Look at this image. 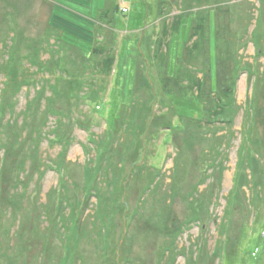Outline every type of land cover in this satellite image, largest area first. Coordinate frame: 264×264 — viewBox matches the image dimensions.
<instances>
[{
  "label": "rangeland",
  "instance_id": "1",
  "mask_svg": "<svg viewBox=\"0 0 264 264\" xmlns=\"http://www.w3.org/2000/svg\"><path fill=\"white\" fill-rule=\"evenodd\" d=\"M105 1L94 0L93 10L102 8ZM60 4L59 0L55 3L54 0H0V55H4V59L36 53L46 37L52 39V44L56 39L60 42L59 59L54 57L45 65L39 63L42 71L38 74V77L44 75L42 79L58 78L60 94L49 103L43 99L29 105L27 101L33 98L36 88L23 87L17 94L16 119L21 123L24 118L21 113L25 111L24 125L8 126V118L13 116L8 114V107L15 101V86L6 87L5 77H0V119L6 118L0 130L9 137L6 145L9 156L3 162L4 152L0 151V264L61 262L65 249L59 243V194L61 190L65 194V188L73 203H80L85 215L93 213L97 197L93 195L88 204L85 193L86 166L96 154L91 138H105L110 145L116 138L113 139L107 127L113 126L119 111L135 103L137 94L140 100L150 101L149 109H144L145 113L152 110L153 114L148 118V126L149 121L158 116L135 144L124 143L122 138L115 141L114 163L123 164L124 168L122 195L111 207H114L113 221L111 232H107L112 234L111 239L108 244L105 238L102 241L82 240L74 255L77 256L75 264H159L161 259L165 264L169 260L166 236L173 224L189 216L197 218L198 222H194L176 243L180 249L182 246L188 248V257L195 261L190 260L191 264H264V0H147V5H142L144 13L142 7L138 12L132 11L137 20L140 19L136 24L140 26L138 29L145 30L138 33L133 23L130 28L123 24L106 30L103 24L100 26L98 12L82 17L65 11ZM175 18L178 27L168 38V64L160 68L156 59L154 61V52L164 38L165 28L176 21ZM91 19L97 20L99 27L96 28ZM201 22L204 33L199 42L192 36ZM194 44L199 45L195 51ZM95 46L117 54L112 73L104 74L93 65L85 66V61L93 59L88 49L93 51ZM48 48L43 47L46 51ZM51 53L43 52L38 61H47ZM187 61H191V68L199 72V76L204 74L206 78L202 103L209 98L219 73L223 85L233 87L236 100L242 106L235 123L218 134L229 131L232 135L225 154L215 161L204 153L224 124L212 126L204 122L199 126L196 121L194 124L181 121L179 115L201 114L200 101L191 96L193 91L187 92L190 96L181 95L185 87L192 88V81L178 75L180 84L175 86L171 82V86L166 87L161 80L166 75L175 76L189 69ZM139 69L150 77L151 89L137 87ZM171 89L180 95H168ZM213 98L209 99L210 104ZM29 107L34 109L31 111ZM52 109L57 113H52ZM120 116L121 113L118 119ZM121 127L118 120L115 130L120 131ZM112 133L118 135L115 131ZM56 134L68 142L64 139V145L54 143L52 139ZM180 145L182 150L177 155ZM243 145L248 147L246 160L254 164L255 181L260 188L253 192L245 187L247 201L244 206L235 208L237 204L234 203L233 212H226ZM105 153V158H109L111 150ZM182 157L190 160L185 168V183L174 193L167 216L160 205L161 195L144 191L153 181L147 179V175L156 176L154 184L157 180L163 181V192L167 191L170 196L169 177L175 162ZM25 163L31 171L35 167L40 169L33 172L36 178L25 176L30 200L28 209L20 218L21 225L19 220L5 222L7 195L17 184L18 174L23 175ZM154 165L162 168V173L154 170ZM48 200V208L43 207ZM226 217V233L222 235L218 226ZM203 223L204 230L201 229ZM17 229L24 233L19 240L24 239V247L15 248L10 254L13 252L10 251L11 236ZM4 239L10 247L2 246ZM218 245L222 249L213 256ZM177 254L174 264H188L187 254L183 251ZM51 257L57 263H52Z\"/></svg>",
  "mask_w": 264,
  "mask_h": 264
},
{
  "label": "trees",
  "instance_id": "2",
  "mask_svg": "<svg viewBox=\"0 0 264 264\" xmlns=\"http://www.w3.org/2000/svg\"><path fill=\"white\" fill-rule=\"evenodd\" d=\"M176 21L171 23L169 27L164 30V40L158 42L157 44V49L156 52H154L156 58H154V61L156 59V64L160 68H166L168 62H167V53H168V38L169 35L172 34V31L175 30L178 27V20L175 18ZM204 26L203 22L199 24V29L194 32L193 38L196 37L199 42L203 38V33H204ZM190 37V38H192ZM52 39H49L46 37L45 40H42L40 42V46L37 50L36 53L34 54H27L19 57L18 59L14 58L13 56H10L9 59H4V55H0V77L2 78L3 76L5 77V85L6 87L10 86H15L14 88V94L16 95L15 101L11 103V105L8 107V114H12L13 116L11 118H8V126H12L13 124L21 126L25 124V118H26V112L24 111L21 113L23 115V120L21 123L18 121L19 119H16V116L18 115V112H16V107L18 105V93L23 87H28L30 88L31 86H35L36 90L33 95V98L28 100V104L31 105L32 103H35L38 101L41 102L43 99H45L48 103L49 101L51 102L54 97H57L60 94V87H59V79L56 78L54 79L53 77H48L46 79H42L44 77H38V74L41 73L42 67L39 66L40 64H48L50 62V59L56 58L59 59V40L56 39L55 43L52 44L50 41ZM196 40V41H197ZM46 41V42H45ZM50 42V43H49ZM58 42V45H55ZM198 43V42H197ZM45 48L49 47L48 50H44L43 47ZM198 44L196 47V44L193 45V50L198 48ZM191 48V49H192ZM9 50V48H7ZM11 53L13 50V47L10 49ZM2 51V49H1ZM52 51L51 57L45 61L41 62L38 61V59L41 57V54L43 52H48ZM93 59L92 61H85V66L90 67L91 65L94 66L96 70L102 71L104 74L107 73H112L114 70V67L117 63V54L111 50V49H106V48H101V47H96L93 51ZM40 63V64H39ZM185 64L188 65V68L185 71L183 70L180 73L176 74L175 76H169L166 75L164 76L161 80L164 83V86H171V82H174L173 84L179 85L180 79L176 76L181 75L184 80L186 78L190 79L192 81H189V83L192 84V88H186L184 89L183 93L181 95L187 96L186 94L191 95L189 92L190 90L193 91L192 95L193 98L196 100H201V97L204 95V87L206 83V78L204 74L202 76H199V72H195L191 68V61L185 62ZM42 65V66H43ZM33 67H37L33 68ZM33 70H32V69ZM50 71V70H49ZM48 73V71H46ZM52 72V71H51ZM139 75L137 77V87L139 89L141 88H152L151 80L150 77L147 75H144L142 73L141 69L138 71ZM0 78V79H1ZM223 79L221 78V74L217 73L216 74V80L215 84L213 87H211V94H209V98H207L203 103L199 102L201 105V114L199 116H183L179 115V118L181 121H187L189 122L188 124H194L193 121H196V125H201L204 122H208V125H223L224 127L220 128L219 130L216 131V134L218 135L222 130H226V128L231 127L236 120L237 115L240 113L242 110V106H240L236 100L235 93L233 91V87H225L223 85ZM185 86V84H182ZM38 86V88L36 87ZM48 87H50V94L48 93ZM197 89V91H195ZM186 90V91H185ZM17 91V92H16ZM209 92V91H208ZM137 94V93H136ZM180 95L178 92H174L172 89L170 90L168 95ZM207 94V93H206ZM211 96H214L213 98V104H210L209 99ZM192 98V99H193ZM149 100L146 99H139L138 94L137 98L135 100V103L132 104L129 108H125L122 111H119L117 116L115 117L114 124L112 127H107L109 130V134L114 138H116L111 144H107V139L101 138L96 140V138L92 137L91 142L96 146V154L94 157H92L89 162L87 163L88 165V181L87 185L85 186V193L87 196L86 203L89 204L91 201V197L96 196L97 203L93 207V213H89L85 215V210L81 209L80 203H73V201L69 198L68 192L66 191L65 188L63 190L66 192L63 194L62 190L61 193L59 194L60 196V202H59V207H60V214H62V218H60V214L58 216L59 224L58 225V231L60 241L59 243L61 244V247L65 249V256L62 257L61 262L58 264H75L77 256H74L77 252L78 249L82 243V240H89V239H100L102 241L103 238H105V244H108L111 237L107 232H111V222L113 219L111 218V215L114 213V207L111 208L114 204H116L122 195V187H121V179H122V172H123V164L119 163H114L115 159V151H116V140L117 138H122V142L129 141L132 144H135L136 141L139 140V138L147 131L149 130V127H151V121L153 122L155 118L158 116L156 115L155 118H152L149 122L148 126V118L153 115L151 114L152 110L148 111V113L144 112L145 108L149 109ZM49 105V104H48ZM51 105V104H50ZM28 106V105H27ZM29 110L30 107L28 108ZM52 113H57V111L53 110L51 111ZM59 112V111H58ZM29 113V112H28ZM61 111L59 112L60 117L62 114H60ZM121 113V119L119 118V114ZM20 115V116H21ZM22 117V116H21ZM66 117L65 115L63 118ZM119 120L121 122V130L117 131L116 129V123ZM6 124V118H1L0 119V129L1 127ZM187 124V125H188ZM186 127V125H185ZM177 127L171 126V129L177 130ZM116 132L115 135L112 132ZM231 131V130H230ZM212 134V132H211ZM232 135L229 131H226L222 133L221 135L216 136V138H213L214 143L209 147V149L204 153L208 157H211L212 161L218 160L221 158L222 154H225L224 151L227 149L228 146V141H229V136ZM169 137V136H168ZM171 138V136H170ZM65 139V138H64ZM61 135L56 134L54 139L52 141L54 143H59L63 144L66 141L68 142V139L64 140ZM218 139V140H217ZM133 140V141H132ZM9 141V137L7 138V135L0 130V151L4 152L2 162L4 161V158L6 156H9L8 150H7V143ZM65 144V143H64ZM63 144V145H64ZM109 145V146H108ZM218 147V148H217ZM67 148V147H66ZM140 148V147H139ZM179 150L177 151V155H179V152L182 150L181 145L178 147ZM108 150H111L110 155L108 156L109 158H105L107 155L105 152ZM248 150V147L246 145H243L242 148L240 149V158L239 162L237 164V173L236 177L234 180V186L233 189L231 190L228 199H227V206H226V212H233V210L236 207L244 206V204L247 201V195L245 191V187H249L253 190V192H257V189L260 188L259 184H256L255 181V168L254 164L251 163V160L247 163V158L245 155V151ZM249 151V150H248ZM223 157V156H222ZM20 160V159H19ZM62 160V159H61ZM189 157H182L181 161H177L174 164V169L171 171L170 175V180H171V185H170V191L169 193L171 194L170 196L167 195V191L163 192L164 188V182H156V176L153 175H147V179L151 178L153 179L152 182H149V186H145V193H156L157 195H161L160 197V205L162 206L163 213L165 212L168 216L171 212V206L169 205L172 203L173 198H174V193L178 191L179 186L185 183L186 179V167L187 164L189 163ZM217 162V161H216ZM221 162V161H220ZM218 162V164L220 163ZM135 164L142 165L141 163L135 162ZM25 170L23 172V175H21V172L17 176V184H14L12 189L9 191L7 198H8V203H7V208L6 211L4 212V218L5 222L10 219L9 223H12V220L16 223L19 220V225L20 223V218L24 214L25 209H28V204L30 202L29 200V191H28V186L26 183V178L29 175H33L34 178H36V173L33 174V172L36 170V172H39L40 169L39 167H35L34 171H31L32 168L28 167L25 163ZM220 167V166H219ZM22 165H21V170H22ZM154 170H157L159 173H162V168H159L157 166L152 167ZM18 170V169H17ZM250 171V172H249ZM19 172V171H18ZM42 172V171H41ZM44 172V171H43ZM42 172V173H43ZM156 172V171H155ZM1 173H3L1 171ZM41 173V174H42ZM5 174V172H4ZM6 175V174H5ZM26 176V178H25ZM151 176V177H150ZM26 183V184H25ZM65 183V182H64ZM255 183V184H254ZM63 185V184H62ZM1 188V187H0ZM154 190V191H153ZM106 192L108 193V197L105 195ZM105 193V194H104ZM109 199V200H108ZM168 202V203H167ZM234 203L237 204V206L234 205ZM50 204V201L48 200V203L46 205H43V207L48 208L47 205ZM235 206V208H234ZM9 208V209H8ZM205 213V212H204ZM230 214V213H229ZM19 217V219H18ZM49 218V217H48ZM189 216L186 218V220L180 222L179 224H176L172 227V229L169 230L167 234V242L165 249L166 252L169 253V260L165 264H174L176 261V257L178 256L177 252H182L186 255L188 252V248L185 246H182V249L179 248V244L176 243L178 238L186 231L189 230L194 222H198L197 218ZM50 219V218H49ZM204 219V218H203ZM55 222V221H54ZM53 226V222H51ZM226 224H227V217L226 220H223V223L218 226V229L222 235H224L226 232ZM204 223L201 225V229L204 230ZM49 230V227L47 228ZM45 235H48L46 233ZM11 240L13 241V246L10 254L14 253L15 248H22L24 247V239L23 241L19 242L22 237H24V233L20 232V229H17L14 232V235L11 236ZM15 238V241H14ZM17 240V242H16ZM17 243V245H16ZM11 244H7L5 242V239L2 243V246L5 247H10ZM16 245V246H14ZM199 249V248H198ZM222 249L221 245H218L216 247L214 254H217V250ZM205 250V248L203 249ZM3 253V252H2ZM210 254V253H208ZM52 258V257H51ZM6 258L4 257L3 260ZM52 263H57V261L52 258L50 259ZM164 259L160 260L159 264H164ZM187 262L188 264H191V261L195 262L194 260H191L188 257L187 254ZM191 260V261H190ZM37 264V262L35 263ZM41 264V262H39Z\"/></svg>",
  "mask_w": 264,
  "mask_h": 264
},
{
  "label": "crops",
  "instance_id": "3",
  "mask_svg": "<svg viewBox=\"0 0 264 264\" xmlns=\"http://www.w3.org/2000/svg\"><path fill=\"white\" fill-rule=\"evenodd\" d=\"M57 0H54V3ZM60 1V6L62 9L65 11H73L76 15L84 17V15H90L94 13H99V21H100V26H102L104 29L109 30L111 28L115 29V27H120V25H125L127 28H130V25L133 23L136 28L135 32H144L145 30H139L136 24L140 21L137 20V16L132 12L134 9L138 12V9H141L142 5H147V0H129L128 4L130 7V12L128 14H122L119 9H118V4L117 0H106L105 3L103 4L102 8H97L93 10V2L94 0H59ZM150 4V3H149ZM86 11L88 14H86ZM145 10L142 7V13H144ZM118 17V18H117ZM86 19V18H85ZM144 20V15L142 14V21ZM94 21L96 28L99 27L97 20H90ZM105 21V22H103ZM110 23L112 24V27L110 26ZM118 25V26H117ZM129 25V27H128ZM148 28V25L145 26V29ZM125 32V31H124ZM62 39H64L63 36H61ZM64 43V42H63ZM66 46H68L66 43H64ZM72 44V43H71ZM74 45V44H73ZM96 48V46H95ZM94 48V49H95ZM105 48V47H102ZM78 51H82L79 48H76ZM94 51V50H93ZM92 50L88 49V53H93ZM136 52H138L136 50ZM139 54V52H138ZM92 55V54H91Z\"/></svg>",
  "mask_w": 264,
  "mask_h": 264
},
{
  "label": "built area",
  "instance_id": "4",
  "mask_svg": "<svg viewBox=\"0 0 264 264\" xmlns=\"http://www.w3.org/2000/svg\"><path fill=\"white\" fill-rule=\"evenodd\" d=\"M128 1L129 0H117L118 9L122 14H128L131 10Z\"/></svg>",
  "mask_w": 264,
  "mask_h": 264
}]
</instances>
